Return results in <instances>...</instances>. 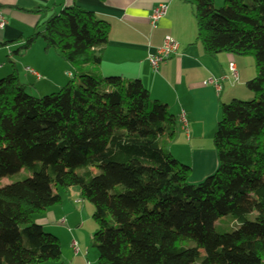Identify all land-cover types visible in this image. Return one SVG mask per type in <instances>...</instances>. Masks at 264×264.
I'll return each instance as SVG.
<instances>
[{"label":"trees","instance_id":"obj_1","mask_svg":"<svg viewBox=\"0 0 264 264\" xmlns=\"http://www.w3.org/2000/svg\"><path fill=\"white\" fill-rule=\"evenodd\" d=\"M215 1H191L198 40L209 56L254 58L255 98L222 105L218 168L200 183L169 150L177 117L140 80L91 70L36 97L16 71L0 78V264L60 261L32 217L74 187L94 206L98 264H264V0ZM33 12L44 20L21 49L41 38L66 62L101 64L107 22L77 5Z\"/></svg>","mask_w":264,"mask_h":264},{"label":"crops","instance_id":"obj_2","mask_svg":"<svg viewBox=\"0 0 264 264\" xmlns=\"http://www.w3.org/2000/svg\"><path fill=\"white\" fill-rule=\"evenodd\" d=\"M159 4L167 5V14L153 27L150 16ZM73 5L92 12L109 25L108 42L102 51L101 64L92 67L81 63L80 72L92 70L103 77L140 80L151 97L165 103L177 117L178 126L169 141V150L177 160L190 166V182L200 183L212 175L218 168L214 135L221 119V107L233 100L243 101L253 97L246 84L256 76L254 59L226 53L207 55L198 40L197 20L191 0H0V11L6 19V27L0 29V43H6L0 47L1 78L16 71V66L12 70V67L3 65L5 57L15 65L14 54L23 51L22 58L34 56L32 58L41 59V68L32 61L27 62L32 66H26L47 78V81L44 78L37 80L40 84L45 81L53 91L63 86L59 79L64 80L71 63L68 64L54 50H47L41 38L27 49L20 47L44 20V13H35L33 10L55 9L58 12ZM166 36H172L179 42V51L155 70L149 57L163 46ZM40 39L42 42L38 43ZM16 48L17 52L14 51ZM49 62L54 63L53 67ZM231 63L237 68V81L229 71ZM25 69L24 72L30 76ZM74 69L78 71L76 66ZM30 77L36 80L33 75ZM210 79L220 81V93L206 84ZM262 103L264 105V98ZM182 113L189 121L188 131L183 129L179 121ZM75 203L81 205L80 209L68 211L64 201L44 214H48L43 218L45 222L39 225L45 230L58 231L62 241L60 261L44 264H98L96 253L87 248L90 232L82 233L78 229L83 220L82 214L87 215L93 205H86L80 200ZM88 222L86 220L82 226ZM62 225L70 227L69 230ZM74 241L79 248L77 254L72 248Z\"/></svg>","mask_w":264,"mask_h":264},{"label":"rangeland","instance_id":"obj_3","mask_svg":"<svg viewBox=\"0 0 264 264\" xmlns=\"http://www.w3.org/2000/svg\"><path fill=\"white\" fill-rule=\"evenodd\" d=\"M191 1H193V0H191ZM224 1L225 0H222V3L220 2V0H216V3H215V7L216 8H221L223 5H224ZM40 42H38V43H41L42 42V40L40 39L39 40ZM44 46V45H43ZM15 52H17L18 51V49L16 48L15 50H14ZM54 53H56L55 51H53ZM24 52L23 51H20L19 53H16V54H14V63H16L15 65L12 63V62H10L9 60H8V57H5V59H4V66H6V67H12L13 69L12 70H14V67L16 66V72H17V75H18V77H19V79H20V81L23 83V84H27V85H29L31 88H29V94H31V95H33V96H36V97H43V96H47V95H50V94H52L53 92H56V91H53L52 89H51V87H48L47 86V84H45V81H47V78H44V76L42 77V78H44V80L45 81H43V82H41V84L37 81V80H35V79H32V77H30V76H28V74H26L25 72H24V69H25V67L26 66H32V65H28V63L27 62H29V61H32L34 64H35V66H37V67H39V68H41V59H34V58H32V57H34V56H30V57H28V58H22V54H23ZM57 54V53H56ZM31 60H30V59ZM253 58V57H252ZM254 59V58H253ZM50 66H52L53 67V65H54V63L53 62H49L48 63ZM68 64H70L69 62H68ZM71 65L72 66H69V70L70 71H68V72H70V73H72L73 74V77H69L68 75L66 76L65 75V77H64V80H61V79H59L60 80V82H62V84H63V86H65V85H67L71 80H76V82H78V74H79V72H80V68H81V66L80 65H78V64H72L71 63ZM74 66H76V68H78V71H76L75 69H74ZM31 68V67H30ZM67 72V73H68ZM1 77H3V74L2 75H0V78ZM29 78V79H28ZM58 80V79H57ZM62 86V87H63ZM62 87H60V88H62ZM59 88V89H60ZM58 89V90H59ZM57 90V91H58ZM255 98V94L253 93V97H251V98H249V99H245V100H243V101H245V102H247V101H251L252 99H254ZM176 158V157H175ZM177 159V158H176ZM180 161V160H179ZM182 163H186V162H184V161H182ZM186 165V164H185ZM187 165H188V163H187ZM93 171H95V169L93 170ZM214 174V173H213ZM26 177H28V174H27V171L26 170H23L21 173H19V174H17V175H15V176H13V177H10V178H6V179H4L3 181H2V185H5V184H10V183H15V182H19V181H21V180H23L24 178H26ZM74 192V193H73ZM59 193H60V195L62 196V203H64V201H66V207H67V210L68 211H72L73 209L74 210H78V209H80V207H81V205H77L75 202H76V200H80L81 202H83V203H86V205L88 204V205H93L91 202H89V201H87V200H83L81 197H80V190H79V188H77V187H74V188H71V189H68V191H64L63 189H59ZM75 198V199H74ZM68 205V206H67ZM56 207V206H55ZM57 207H59V206H57ZM51 209V208H50ZM53 209H54V207H53ZM46 212H44V213H42V214H35V215H33V217H32V222L33 223H35V224H40V223H43L44 224V217H46L48 214H46V215H44ZM93 213H94V206H93V209L86 215L85 213H83L82 214V218H83V220H81L82 222H80L79 224H81V226H82V224L86 221V220H89V222H88V224L87 225H85V226H80L78 229H80L81 231H82V233H88L89 234V232H90V236L88 235V245H87V248H89L91 251H92V253H96V257H97V260H98V253H97V251H96V249L93 247V237H94V234L96 233V231L99 229V225L94 221V219H93ZM44 215V216H43ZM63 226V225H62ZM64 228H66L67 229V231L69 230V228L70 227H68L67 225H64L63 226ZM74 229V228H73ZM74 231H76V229L74 230ZM225 231H227V232H229L230 231V229L228 228V227H226L225 228ZM46 232L47 233H50V234H52V235H54V236H56V237H58V231H49V230H46ZM59 238V237H58ZM59 240H60V238H59ZM62 241L60 240V243H61ZM42 264H44V263H42Z\"/></svg>","mask_w":264,"mask_h":264},{"label":"built area","instance_id":"obj_4","mask_svg":"<svg viewBox=\"0 0 264 264\" xmlns=\"http://www.w3.org/2000/svg\"><path fill=\"white\" fill-rule=\"evenodd\" d=\"M168 7L165 4H159L156 6L150 16V23L153 27H156L160 20H162L166 14H167ZM6 27V19L4 17V14L0 11V29H3ZM180 44L179 42L172 36H166L164 39L163 46L156 50L154 54H152L149 57V62L152 65V67L157 70L159 66L164 63L165 61L172 58L174 55H176L179 51ZM25 71L31 75H33L36 80L40 81L42 79V76L35 71L34 69L30 67H26ZM229 71L231 73L232 78L237 81L238 80V71L235 66V64L231 63L229 64ZM67 75L69 77H73V74L68 72ZM206 84L211 85L215 88L217 93H220L222 91V85L219 80L217 79H210L206 82ZM179 121L185 131H188V119L184 113H182L179 117ZM72 248L77 254L79 252V248L77 243L74 241L72 243Z\"/></svg>","mask_w":264,"mask_h":264}]
</instances>
